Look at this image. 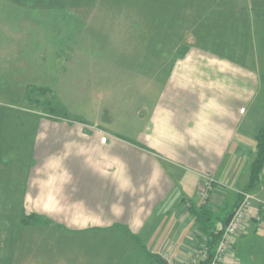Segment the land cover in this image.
<instances>
[{
    "label": "crops",
    "instance_id": "0c3cea01",
    "mask_svg": "<svg viewBox=\"0 0 264 264\" xmlns=\"http://www.w3.org/2000/svg\"><path fill=\"white\" fill-rule=\"evenodd\" d=\"M147 4L104 16L109 53L95 50L139 79L135 68L158 51L167 70L157 91L145 85L122 113L114 93L103 105L88 95L97 102L79 122L0 110L1 259L15 258L24 230L43 244L74 242L92 264H190L201 234L194 212L204 207L221 221L247 188L264 123V0ZM253 193L264 200V168ZM222 264H264V213L248 220Z\"/></svg>",
    "mask_w": 264,
    "mask_h": 264
},
{
    "label": "rangeland",
    "instance_id": "374dc122",
    "mask_svg": "<svg viewBox=\"0 0 264 264\" xmlns=\"http://www.w3.org/2000/svg\"><path fill=\"white\" fill-rule=\"evenodd\" d=\"M125 9L147 12L149 6L147 0H0V110L17 107L39 109L44 114L63 110L67 118L78 119L97 102L88 95L99 94L98 102L106 104L107 93H114V109L122 113L125 103L135 102L145 85L148 93L157 91L167 70L160 66L164 57L158 51L149 52L146 67L135 68L142 69L140 79L129 73L130 69L109 67L100 60L102 52L109 53L104 50L108 48L106 36L113 29L104 16ZM95 46L104 51L98 52ZM92 60L99 64L91 67L95 70L90 73L87 63ZM37 85L50 92L36 91ZM263 98L264 93L260 100ZM16 231L15 227V236ZM29 233L22 230L18 234L15 258H0V264L95 263L76 255L74 242L43 244L38 241V233H31L33 238ZM27 238L31 241L27 242ZM5 247L8 248L6 244ZM101 263L113 261L105 259Z\"/></svg>",
    "mask_w": 264,
    "mask_h": 264
},
{
    "label": "trees",
    "instance_id": "16d2710c",
    "mask_svg": "<svg viewBox=\"0 0 264 264\" xmlns=\"http://www.w3.org/2000/svg\"><path fill=\"white\" fill-rule=\"evenodd\" d=\"M46 115L58 121L67 120V121H72V122H79V120L77 119L67 118L66 113L63 110L57 111V113L46 112ZM255 150H256V156L250 166V178H249L248 186L243 192L253 193V191L256 189V187L259 185V182H260V175L264 168V123L256 138ZM240 199H241L240 195L237 194L236 206L231 212L226 214L224 219L221 221H219L220 219L212 216V214L208 210H206L204 207H201L198 212H194L195 219L200 227V232H201L199 246L203 244L207 250V259L204 261L198 262L197 264H210L211 263L214 257L216 248L221 240L223 231L226 225L228 224L235 208L240 202ZM261 214L262 213H260L259 216ZM35 218L36 220L38 219L37 217ZM23 223H26V221L24 220ZM217 224H219V227H217L218 226Z\"/></svg>",
    "mask_w": 264,
    "mask_h": 264
},
{
    "label": "built area",
    "instance_id": "2783aa9c",
    "mask_svg": "<svg viewBox=\"0 0 264 264\" xmlns=\"http://www.w3.org/2000/svg\"><path fill=\"white\" fill-rule=\"evenodd\" d=\"M212 183V179L207 178L203 180V183L201 184L199 191L203 204H207L209 201V193L212 190ZM238 194L241 197L240 202L223 231L221 240L210 264H222L226 254L234 244L235 239L247 228L248 220H259V214L264 213V200L259 198L256 194L243 191L238 192ZM206 259L207 250L202 244L193 254L190 264H197Z\"/></svg>",
    "mask_w": 264,
    "mask_h": 264
}]
</instances>
